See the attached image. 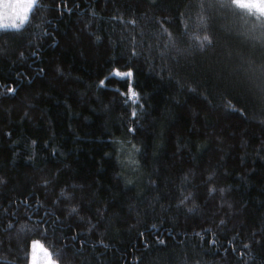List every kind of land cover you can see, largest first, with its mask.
I'll use <instances>...</instances> for the list:
<instances>
[{
	"label": "trees",
	"instance_id": "16d2710c",
	"mask_svg": "<svg viewBox=\"0 0 264 264\" xmlns=\"http://www.w3.org/2000/svg\"><path fill=\"white\" fill-rule=\"evenodd\" d=\"M227 2L38 0L0 30V264H264V23Z\"/></svg>",
	"mask_w": 264,
	"mask_h": 264
},
{
	"label": "snow or ice",
	"instance_id": "6c2138e0",
	"mask_svg": "<svg viewBox=\"0 0 264 264\" xmlns=\"http://www.w3.org/2000/svg\"><path fill=\"white\" fill-rule=\"evenodd\" d=\"M38 6L37 0H0V30H21L25 23L28 22L30 13L34 7ZM222 6L241 10L242 18L254 16L258 21L264 23V0H228V2ZM201 22L205 27L207 26L206 18L202 17ZM132 23L135 22L132 21ZM192 38L201 49L205 46V43L211 44V38L207 34L204 36L192 34ZM21 56H23V53H21ZM113 72L115 75L121 77H131L132 75L131 69L127 72H120L118 69H114ZM104 83V80L100 81L101 86H103ZM8 91L9 93H14L15 88L10 87ZM124 95H127L128 100L132 103H137L139 100V94L131 87H129L128 93ZM228 107L231 108V105ZM131 115L133 117L136 116L135 108L132 109ZM133 131L134 129L129 128L130 133ZM33 143H35V141H33ZM133 148L135 149V145H133ZM46 183L47 181H45V184ZM209 191H215V188H210ZM221 191H223V189H221ZM189 195H191V193H189ZM187 198L188 197H185V199ZM180 203H183V201H180ZM71 211L75 212L76 208L73 207ZM93 227L95 226L93 225ZM51 259L52 253L49 252L47 248L41 245L39 241L32 242L30 264H50Z\"/></svg>",
	"mask_w": 264,
	"mask_h": 264
},
{
	"label": "clouds",
	"instance_id": "9594fccd",
	"mask_svg": "<svg viewBox=\"0 0 264 264\" xmlns=\"http://www.w3.org/2000/svg\"><path fill=\"white\" fill-rule=\"evenodd\" d=\"M50 264H59V262H58L57 259H54L53 256H52V259L50 261Z\"/></svg>",
	"mask_w": 264,
	"mask_h": 264
},
{
	"label": "rangeland",
	"instance_id": "374dc122",
	"mask_svg": "<svg viewBox=\"0 0 264 264\" xmlns=\"http://www.w3.org/2000/svg\"><path fill=\"white\" fill-rule=\"evenodd\" d=\"M37 1H38V0H37ZM35 241H37V240H35ZM39 242H40V241H39ZM40 244L43 245L41 242H40ZM31 246H32V244H31ZM43 246H44V245H43ZM44 247H45V246H44ZM45 248H46V247H45Z\"/></svg>",
	"mask_w": 264,
	"mask_h": 264
}]
</instances>
